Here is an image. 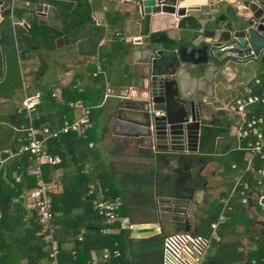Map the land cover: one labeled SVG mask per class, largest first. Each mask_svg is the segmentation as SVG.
Wrapping results in <instances>:
<instances>
[{
	"label": "crops",
	"instance_id": "1",
	"mask_svg": "<svg viewBox=\"0 0 264 264\" xmlns=\"http://www.w3.org/2000/svg\"><path fill=\"white\" fill-rule=\"evenodd\" d=\"M48 2L73 8L74 0L40 2L53 10V19H50L52 24L60 28V31L65 30L71 21L63 22L60 14ZM86 2L89 20L86 23H76L63 33L68 36V44L63 43L57 48L53 42L49 51L36 49L33 53H28L24 61L19 62L20 88L10 99L0 96V133H7L10 137L7 141L0 142V153H9L14 144L16 133L9 117L17 112L24 95L38 97L35 106L38 120L44 118L47 124L52 123L54 126L58 123L59 115L64 112V91L70 90L69 92L83 95L84 104L87 105L89 102L94 104L90 108V128L85 137L89 141L88 150L79 151L70 142L65 145V161L62 166L53 168L49 175L50 195L59 193L64 181L74 188V185H77V176L73 177L76 172L88 176L91 179L88 184H96L104 194L106 188L100 183L104 178L106 184H108L106 180H109L114 189L123 192L128 190L131 193L150 196V192L158 191L161 194L154 200L161 216L159 222L165 220L163 228L167 229L166 234L173 233L176 228L182 229V223L186 222L189 224L190 232L200 230L208 235L209 228L201 227L202 219L217 218L215 203H221L236 179L239 178L241 181L244 178L243 184L248 187L247 200H251L253 208H249L246 203L245 214L239 213L235 208L226 211L225 221L217 229L219 241L212 244L206 264L246 261L243 259L250 258L257 250L260 234L262 230L264 231V214L259 200L253 193L258 191L260 197H264V191L261 192L264 186V165L254 171L255 157L251 161V166L246 168L245 151L238 148L234 137L236 119L233 116L215 117L211 110L227 112L224 106L242 95L245 87L253 90L255 87L251 81L254 76L264 72V64L253 63L242 69L230 67L219 71L210 67L204 68V72H200L192 65L188 67L184 65L183 69L178 68L175 78L179 89L185 90L190 96H199L207 107L211 104L210 109L201 110V119L206 125L199 139L200 153L188 152L177 156L148 149L146 139L142 137L143 128L140 123L145 121L143 114L146 110L141 108V105L147 100L145 88L150 79V59L153 55V58H158L157 54L160 53L164 61L170 63L172 57L176 55L177 48L167 51L160 46H151L146 37L141 35L140 23L144 18H148L149 32H163L169 39L177 41L181 37L178 23L188 16L179 18L169 14L141 16L135 0H86ZM229 2L232 1L209 0V14L202 25L196 20L199 30L195 31V38L184 45L187 50L195 47L193 43L201 38V30L213 32V40L226 35L227 24L235 14L229 7ZM218 13L227 16L223 22L213 24V17ZM32 17L37 22L35 11L33 16L24 15L23 20L28 22ZM205 40L208 39H203V42ZM139 44L144 45L143 48L140 49L137 46ZM73 87L77 91L73 90ZM47 93H50L56 104L50 106L52 108L44 105L39 112L37 106ZM78 115V110L67 109L61 116L70 122ZM206 127H210L211 130L207 131ZM51 128L56 129L53 126ZM242 144L244 145L243 142ZM240 151L243 152L242 156ZM190 155L201 160H196L187 167L182 166ZM9 158L11 157L0 158L3 161L0 168L7 164ZM243 163L244 167L241 168ZM190 172L195 176L192 181H187L185 176ZM106 175L107 177H104ZM1 180L4 179L0 176V183L5 181ZM177 182L179 184H176ZM184 189L193 190L190 198L177 193ZM175 192L177 196H174ZM19 202L24 210L23 220L26 221L32 216L33 209L21 195ZM131 205L138 211L132 215V218H136L134 220L136 223H130L127 218L129 223L149 224L142 223L146 221V215L142 212L143 204L132 200ZM256 212L259 215L253 220ZM175 214L179 215L177 222L179 225L174 224ZM55 217L56 214L54 219ZM73 218L72 212L70 219L62 218L64 222L59 226L55 225V239L59 251L68 253L74 261L85 260L87 264H95L94 252L89 250V253H85V247L89 246L77 244L81 242L86 232L81 227L77 228ZM129 233L128 231V238L131 239ZM160 252V248H156L153 252L155 260L148 264H160ZM20 264H23V261Z\"/></svg>",
	"mask_w": 264,
	"mask_h": 264
},
{
	"label": "trees",
	"instance_id": "2",
	"mask_svg": "<svg viewBox=\"0 0 264 264\" xmlns=\"http://www.w3.org/2000/svg\"><path fill=\"white\" fill-rule=\"evenodd\" d=\"M41 0H35L31 6H24V0H19L15 3L11 15L4 17L0 12V96L10 99L13 94L20 88V76H19V62L26 59L25 56L28 53H33L36 49H44L49 51L54 40L63 34L72 25L79 23H86L89 20V8L86 0H74L75 6H59L56 3L48 2L57 13L60 14V18L63 22L71 21L69 26L65 27V30L56 31L49 26L38 25L34 17L28 22L23 20L24 15L33 16L34 5L40 3ZM229 13V10L227 11ZM227 15L224 13H218L213 18V24H219L225 20ZM71 18V19H70ZM70 19V20H69ZM22 21L27 29L12 26V21ZM142 27L141 35L146 37L147 42L151 46H160L164 50H174L180 46L189 44L196 36L197 30H199V24L192 17H184L179 23L178 27L181 29V37L177 41L169 39L163 32L151 33L148 31V18H144L141 23ZM210 27V25H208ZM212 26V25H211ZM193 31V32H191ZM18 52V53H17ZM2 64H4V73L2 75ZM264 73V72H263ZM261 88H264V83L260 88H254L253 92L260 94ZM76 90V88H72ZM65 90V96L63 97L64 112L59 115L58 123L56 126L47 124L44 118H41L35 122L37 127L49 126L60 127L63 121L61 115L68 109L69 101L80 100L83 103V95L75 94ZM68 93V94H66ZM56 104L55 100L50 97V93H47L46 97L41 99L37 106V111L41 112L44 105L48 108H52ZM84 106L91 108L94 105L89 102ZM52 106V107H50ZM250 112L254 115L259 113L258 107L252 106L249 108ZM14 120L16 124L13 126L15 129L22 125L24 121L17 112L14 113ZM207 131H210V127H206ZM224 133V132H223ZM88 135V131L85 133V137ZM21 137L16 135L14 144L9 150V153L1 154L0 158H9L7 164L0 168V264H47V251L37 233L40 230L36 221V212L32 211V216L26 221L24 218V210L19 202V197L24 189H31L34 185L32 177L26 175L27 169L30 167V162L26 154H17L16 150L21 145ZM70 142L77 150L87 151L89 141L86 138H82L77 134L68 133L60 135L57 138L49 139L46 142L48 152L52 155H57L60 162L57 166H43L42 176L46 182H49V175L53 168L62 166V163L66 159L65 145ZM201 145L202 141H201ZM13 150V151H12ZM241 156L243 152L240 151ZM181 157V156H179ZM264 165V159L260 160L258 157L253 162L254 171L259 170ZM244 167V163L241 168ZM13 175V176H12ZM76 172L73 176H77V185L74 188L70 187L71 184L62 182L61 191L57 194H51V209L56 217L54 219V225L59 226L64 221L62 218L70 219V214L73 212V221L77 228L81 227L86 232L83 235L81 242L78 245L85 247V253H89V250L94 252L96 258L95 264H148L155 260L154 250L160 248L161 242L165 233L160 232L159 235L139 240H131L128 238V231L122 230L118 223L104 224L102 217L98 216L91 206V197L87 196V185L91 181L88 176H84ZM20 177L19 182L14 181V177ZM104 177H107L104 176ZM105 180V178L103 179ZM102 179L100 183L106 188L104 194L106 199L115 200L118 199L120 207L118 214L121 217L129 219L130 223H136L132 218L134 212L138 210L131 205L132 200L143 204L144 215H146V221L142 223L158 224L160 212L154 198L158 197L161 193L158 191L150 192V196H144L141 193L123 192L110 184L109 180L106 184ZM244 178L238 183L235 189L234 196L229 202L231 209H238L241 214H245L246 204L241 203L242 196L239 195L243 190ZM248 188V187H247ZM243 191L244 195L248 194V189ZM216 213L220 212L221 203H215ZM77 210H80L77 212ZM165 211V210H164ZM174 212H177L174 210ZM80 213V214H78ZM179 215L175 214L173 219L174 224L179 221ZM217 217V216H216ZM216 218L211 220L202 219L201 227L208 229L209 224ZM138 223V222H137ZM175 225H179L178 223ZM109 229L113 233L101 234V230ZM115 231V232H114ZM194 233V232H192ZM194 234L207 236L205 232L198 230ZM107 249L109 251L116 249L119 252V257L110 258L106 261H102L101 252ZM161 256V252H160ZM71 256L59 251L58 261L59 264H87L85 260L74 261ZM71 259L72 261H70ZM254 260L255 264H264V231L260 234V240L258 242L257 250L250 258H245V262L249 264L250 260ZM242 260V259H240ZM89 264V263H88Z\"/></svg>",
	"mask_w": 264,
	"mask_h": 264
},
{
	"label": "water",
	"instance_id": "3",
	"mask_svg": "<svg viewBox=\"0 0 264 264\" xmlns=\"http://www.w3.org/2000/svg\"><path fill=\"white\" fill-rule=\"evenodd\" d=\"M229 7L235 12L233 18L227 24L225 36L213 40L214 33L201 30V38L187 50L184 46L177 48L176 55L170 63H166L158 53V58L150 59V79L145 88V99L141 108L147 103L152 105L143 114L144 122L142 137L146 139V147L151 150L163 151L173 155H184L185 152L200 153L199 139L205 121L201 119L202 108L210 109L202 103V99L195 95H188L185 90L179 89L175 75L179 69L196 66L200 72L204 68H213L216 71L225 68H245L258 63L264 64V0H231ZM135 4L141 16L155 14H169L179 17H192L200 25L209 14V0H135ZM5 2L0 0V12L4 17L9 16V11L4 8ZM34 11L37 16V24L49 26L57 31L50 19H53V10L47 5L36 3ZM19 21V20H17ZM28 26L24 25V29ZM203 39H208L203 42ZM142 42V40H141ZM68 44V36L61 34L54 40L57 48ZM143 48L144 45H137ZM136 46V47H137ZM179 68V69H178ZM4 64H2V75ZM159 111L162 115L154 117L148 112ZM213 111V112H212ZM215 117L232 116L230 112L211 110ZM211 115V117H212ZM10 124L15 125L14 116L9 117ZM201 158L188 156L182 163L187 167ZM264 190V186L262 187ZM192 189L177 191L178 194L190 198ZM262 192V191H261ZM174 193V196H177ZM259 200V205L264 214V197L260 192H253ZM249 208H253L251 200H247ZM256 212L253 220L258 217ZM183 228H176L174 232H190L189 224L182 223ZM131 239H146L160 234L159 228L153 224H133L129 230Z\"/></svg>",
	"mask_w": 264,
	"mask_h": 264
},
{
	"label": "built area",
	"instance_id": "4",
	"mask_svg": "<svg viewBox=\"0 0 264 264\" xmlns=\"http://www.w3.org/2000/svg\"><path fill=\"white\" fill-rule=\"evenodd\" d=\"M19 0H7L4 8L11 15L14 5ZM35 0H24V6H31ZM43 4V3H41ZM45 5V4H43ZM22 21H12V26L24 28ZM18 53V52H17ZM252 86L260 88L264 83V73H260L253 77ZM80 91V90H78ZM38 103L36 95H24L21 106L17 113L21 115L24 123L15 129L16 135L21 138V145L16 150L17 154H26L30 167L26 171V175L32 177L34 185L31 189L23 190L21 198L26 199L30 208L36 212V221L40 227L37 235L40 237L44 248L47 251V264H59V246L55 239L54 216L51 209L50 190L48 182L43 179L42 167L54 166L59 163V158L47 151L46 141L52 138H57L62 134L75 133L82 138H85V133L90 128V108L83 105L82 101H69L67 106L72 110H78L79 115L72 121H63L59 128H50L48 126L37 127L35 122L38 120V115L35 114V106ZM148 102L145 110L151 107ZM252 106L258 107L259 113L254 115L249 108ZM227 112H230L236 119V127L234 137L237 140L238 148L245 151L246 168L251 166L253 158L258 157L264 159V88H261V93H254L252 88L245 87L243 94L235 97L230 103L224 106ZM154 117H159L162 112H148ZM241 142L244 145H241ZM91 147V144H89ZM184 154H187L185 152ZM0 160V166L2 165ZM14 181L19 182L18 177H14ZM240 183V179H236L229 193L221 200V209L214 222L209 224V233L207 236H201L192 232H173L165 234L161 242L160 264H206L208 252L213 243H217V229L220 224L225 221V213L230 209L229 202L234 196L236 186ZM246 186L243 185V190L239 195L242 196L241 203H247V197L243 191ZM87 196L91 197L92 210L103 218L104 224L118 223L120 229L130 230L132 224L128 219L121 217L118 214L120 203L119 200H108L104 193L97 187L96 184L90 183L87 185ZM184 209V208H182ZM182 214V213H181ZM115 232V231H114ZM113 233L109 229L101 230V234ZM119 257V252L116 249L111 251L104 249L101 252L102 261L110 258ZM232 264H247L245 261H239ZM249 264H255L251 261Z\"/></svg>",
	"mask_w": 264,
	"mask_h": 264
},
{
	"label": "rangeland",
	"instance_id": "5",
	"mask_svg": "<svg viewBox=\"0 0 264 264\" xmlns=\"http://www.w3.org/2000/svg\"><path fill=\"white\" fill-rule=\"evenodd\" d=\"M4 133V132H3ZM2 133H0V142H2V141H7L10 137H9V135L7 134V133H5V134H2ZM264 190H262V192H263ZM133 219H136L135 217H133ZM163 221H165V220H163L162 219V221H160L158 224H153V225H155L156 227H158L159 228V230H160V232H162V233H168L167 232V229L166 228H163V226H165V223L163 222Z\"/></svg>",
	"mask_w": 264,
	"mask_h": 264
},
{
	"label": "flooded vegetation",
	"instance_id": "6",
	"mask_svg": "<svg viewBox=\"0 0 264 264\" xmlns=\"http://www.w3.org/2000/svg\"><path fill=\"white\" fill-rule=\"evenodd\" d=\"M194 176H195V175H194L192 172H190L189 174H187V175L185 176V179H186L187 181H192ZM176 184H179V183L177 182Z\"/></svg>",
	"mask_w": 264,
	"mask_h": 264
}]
</instances>
